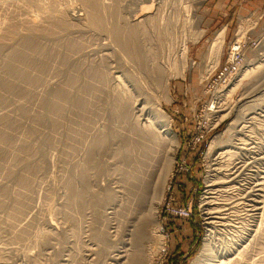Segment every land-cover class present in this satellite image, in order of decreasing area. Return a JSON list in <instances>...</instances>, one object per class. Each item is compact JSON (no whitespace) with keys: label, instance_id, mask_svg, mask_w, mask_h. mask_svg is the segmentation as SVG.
<instances>
[{"label":"rangeland","instance_id":"1","mask_svg":"<svg viewBox=\"0 0 264 264\" xmlns=\"http://www.w3.org/2000/svg\"><path fill=\"white\" fill-rule=\"evenodd\" d=\"M143 4L0 1V264H118L111 255L140 235L142 264H192L206 234L207 264L220 258L215 250L237 255L231 264H264V213L252 217L247 201L251 182L264 175V60L242 77L263 58L264 0H161L130 36L126 20ZM180 39L185 68L170 63L166 95L146 72L154 60L171 62ZM234 41L241 58L221 76ZM100 54H109L121 85L109 82L106 67L105 79L103 67L91 71ZM122 86L133 95L122 102L127 115L118 104ZM133 98L146 107L159 102L175 146L160 122L144 127L134 119ZM233 164L238 170L229 174ZM211 189L219 208L226 203L222 221L230 225L207 223ZM254 226L249 248L237 246Z\"/></svg>","mask_w":264,"mask_h":264},{"label":"bare ground","instance_id":"2","mask_svg":"<svg viewBox=\"0 0 264 264\" xmlns=\"http://www.w3.org/2000/svg\"><path fill=\"white\" fill-rule=\"evenodd\" d=\"M0 1H10V0H0ZM142 2H144V4L140 7V9H139V12L137 11V13H135L134 15H131V19H130V17H129V21H128V18H127V22L125 23V27H129L127 30H129L130 31V36L132 35V33H133V29L135 28H133V29H130V26H131V28L133 27V26H136L137 24H141V23H144V22H146L150 17H152V14H149V13H147L148 11H146L148 8H152V7H154V6H160L159 4H160V2H161V0L159 1V4L157 3V4H153V0H141ZM155 1V0H154ZM160 8V7H159ZM156 9H158V7H156ZM152 11V10H151ZM186 11V10H185ZM180 16V15H179ZM187 16V15H186ZM177 18V17H176ZM171 19V18H170ZM185 19V18H184ZM187 19V18H186ZM92 20V19H91ZM182 21V20H181ZM180 21V22H181ZM170 22H171V20H170ZM92 23L93 24H99V22H97V19H93V21H92ZM187 23V22H186ZM146 24V23H145ZM171 24H172V26H178V24H179V21H178V19H176V21H172L171 22ZM185 24H184V22L181 24V27L183 28V26H184ZM190 25V24H189ZM193 26V25H192ZM121 27V26H120ZM174 27V28H175ZM188 28V27H187ZM178 30H180V29H178ZM183 30V29H182ZM125 31V30H124ZM114 32V31H113ZM180 34H183V33H180ZM184 35V34H183ZM122 36V35H121ZM124 36H125V34H124ZM219 37H220V35H219ZM125 38V37H124ZM126 39V38H125ZM115 42V41H114ZM126 42V41H125ZM213 42V41H212ZM175 43V42H174ZM215 43V42H214ZM212 44V43H211ZM128 47V46H127ZM116 48V47H115ZM172 48V47H171ZM129 49V48H128ZM186 45H185V43H184V40L183 39H180V41L176 44V45H173V48L171 49V52H170V49H169V52L168 53H172V58H171V62H169L168 61V59L166 60L165 59V61H152L151 62V64L152 65H150V67L151 68H147L149 71H147L146 73H148L149 75L148 76H150V80H151V82H153L155 85H156V87L159 89V91H163V92H165L166 93V95H168L169 94V92H168V83H169V76L170 75H167V70L169 71V68H170V63H171V68H172V66H174L175 67V63L177 62V60L178 61H180L181 62V64H182V68H185V62H186ZM107 50V49H106ZM213 51V50H212ZM107 51H105V53H106ZM109 52V51H108ZM102 53V52H101ZM128 53V52H127ZM212 53V52H211ZM120 54V53H119ZM102 54H100V56L98 57V61L97 62H95V63H98V64H101V65H103V66H98V64H95V66H93L92 68H91V71H94V72H99V70H100V68L101 67H103L102 69H101V72H99L100 73V76H98L99 78H103V79H105V68L104 67H106L107 69H108V72H107V74H106V78H108L109 79V82H111V84L113 85V86H119V85H121V82H120V80H119V78H118V80L116 79V77H118V76H116L115 75V72L117 71L115 68H116V66L112 63V64H110V56H109V54H104V55H102ZM122 55V54H121ZM121 55H120V57H121ZM129 55H130V53H129ZM128 55V56H129ZM136 55V54H135ZM123 56V55H122ZM124 56H126L127 57V55H126V53H125V55ZM143 56V55H142ZM261 56H263V58L261 57L260 59H258L257 58V60L256 61H254L253 63H251V68H248V70H244V73H242V77L243 76H247L248 74H250V73H253V71H255L257 68H259L260 66H261V64H255L256 62H259L258 60H264V54L263 55H261ZM129 58V57H128ZM143 58V57H142ZM165 58V57H164ZM123 59V58H122ZM126 58L124 57V59L123 60H125ZM140 59V58H139ZM114 60V59H113ZM112 60V61H113ZM115 61V60H114ZM129 61V60H128ZM125 63H127V64H129L128 62H126L125 61ZM124 63V65H125V71H128L129 69H131L129 66L130 65H127V64H125ZM123 65V64H122ZM146 65V64H145ZM147 65H148V63H147ZM146 65V66H147ZM168 65V66H167ZM148 67V66H147ZM262 67V66H261ZM144 68L146 69V67L144 66ZM181 68V69H182ZM206 68V67H205ZM146 69V70H147ZM208 69V68H207ZM129 72L131 73L132 71H130L129 70ZM181 72H182V70H181ZM206 72V71H205ZM128 73V72H127ZM170 74V73H169ZM239 80H241V79H239ZM239 80H237V81H239ZM236 81V82H237ZM152 83V84H153ZM145 87V86H144ZM234 87H232V89H233ZM257 88V87H256ZM231 89V88H230ZM144 91V90H143ZM142 91V92H143ZM151 93V92H150ZM119 96V95H118ZM121 96L122 97H120L119 98V103L118 104H120V106H119V108H120V110H121V112H122V114H124L125 113V115H127V110H129V109H125V104H123L124 102H126L127 100H129V99H132V93L127 89V88H124L123 86H122V91H121ZM250 96H253V94H251ZM150 98V97H149ZM134 99V98H133ZM123 102V103H122ZM146 103V102H145ZM151 107H146L145 105H144V101L143 100H140V98H135L134 100H133V102L131 103V105H130V107H131V113H132V115H134V119H136L135 118V116L139 119V120H142L143 121V123H144V127H151L153 124H155V122H160L159 123V127H160V132L162 133H164L168 138H169V140L171 141V142H173L172 144H174V146L176 145V141H175V136H174V134H173V132H172V130L170 129V126H169V118H168V116L162 111V109H161V107H160V104H159V102L157 101V100H155L154 99V101L151 103V105H150ZM227 106V105H226ZM259 109H262V107L261 108H259ZM259 111V110H258ZM261 111H264V110H261ZM248 112V111H247ZM252 112H254V111H249L247 114L248 115H250L249 117H247V119H250V118H253V116L254 115H251V113ZM152 113H154V115L156 116L155 118V121H151V120H149V117L151 116V114ZM129 115V114H128ZM246 115V114H245ZM247 116V115H246ZM123 118H124V116H123ZM130 119H131V116H130ZM133 119V120H134ZM137 119V120H138ZM158 119H160V120H158ZM247 119H244L243 121H241V122H247ZM127 120V119H126ZM157 120V121H156ZM141 121V122H142ZM138 122V121H137ZM147 124H146V123ZM241 122L240 123H238V124H240V130L244 127L245 128V124H241ZM130 124V123H129ZM137 124V123H136ZM135 125V124H134ZM140 125V124H139ZM141 126V125H140ZM237 127V126H236ZM238 128V127H237ZM137 129V128H136ZM139 129V128H138ZM143 129V128H142ZM152 129H153V127H152ZM147 130V129H146ZM238 130H239V128H238ZM245 130V129H244ZM149 131V130H148ZM147 131V132H148ZM158 131V130H157ZM237 131V130H236ZM146 132V131H145ZM154 132V131H153ZM241 132V131H240ZM245 132V131H244ZM141 133V132H140ZM157 133V132H156ZM162 133V134H163ZM242 133V132H241ZM151 134V133H150ZM155 134V133H154ZM152 135V134H151ZM149 136V135H148ZM147 136V137H148ZM150 137V136H149ZM166 137V138H167ZM247 138V137H246ZM102 141V140H101ZM151 141V140H150ZM156 142V141H155ZM242 142V141H241ZM213 143V142H212ZM239 143V142H238ZM243 143V142H242ZM251 143V142H250ZM214 144V143H213ZM213 144H211V145H213ZM244 144V143H243ZM210 145V146H211ZM235 145V144H234ZM245 145V144H244ZM152 146V145H151ZM236 147V146H235ZM238 147V146H237ZM260 147V146H259ZM211 148V147H210ZM255 148H257V145H252V146H249V148H246V150H248L249 152H253L254 151V149ZM149 149V148H148ZM252 149V150H251ZM154 150V149H153ZM257 150V149H256ZM230 150L229 149H227V150H224L222 153H228ZM255 153V152H254ZM259 153V152H258ZM261 154H259V158L260 159H263L264 160V151H262V152H260ZM257 154V153H256ZM258 155V154H257ZM255 157V156H254ZM256 158V157H255ZM172 159H173V156H170V160H169V162H172ZM259 159V160H260ZM253 160H254V158H253ZM237 162V161H236ZM264 162V161H263ZM253 163V162H252ZM166 164V163H165ZM237 164V163H236ZM241 164H243V163H241ZM232 165V164H231ZM246 164H244V165H241V166H245ZM230 167V166H229ZM233 167H235V165L233 164ZM239 167V166H238ZM238 167L236 166L235 168H233L231 171H230V173L229 174H234V171H237L238 170ZM246 167V166H245ZM259 167V166H258ZM168 168V167H167ZM166 168V169H167ZM255 168V167H254ZM241 168H239V171H241L240 170ZM250 169V168H249ZM211 171H213V170H215V168L213 167H211V169H210ZM221 170V169H220ZM243 170H245V169H243ZM240 173V172H239ZM260 173V172H259ZM261 173H264V169L261 171ZM213 174V173H212ZM236 174H238V173H235V176H236ZM234 176V177H235ZM233 177V176H232ZM139 178V177H138ZM134 179V178H133ZM136 179V178H135ZM209 179V178H208ZM211 179V178H210ZM230 180V179H229ZM135 181V180H134ZM221 181H225V180H221ZM221 181L219 182V184H221ZM217 182V181H216ZM134 183V182H133ZM225 183V182H224ZM216 185L217 183H212V181H210L209 182V185ZM231 185V184H230ZM250 190L248 191V198H247V201H249L250 202V204H249V206H250V208L248 209V211H250V213H251V215H252V217L254 216V217H259L260 218V216L261 217H263V213H264V175H260V176H257V177H255L254 179H253V181L251 182V185H250V188H249ZM215 191H217V190H215V189H211V191H208V193H209V195L208 196H205L206 198H208V200L207 201H205V204L207 205L206 206V211H205V213H206V215H207V217H206V219H207V223L210 225V227L211 226H213L214 227V225H222V226H227V225H230L228 222H227V220L224 222V221H222V219L223 218H227V217H225V215L227 214L225 211L223 212L222 210H225L227 207H225L224 206V204H226V203H223L222 205L224 206L223 207V209H221L222 208V205H221V208H219L218 207V204L220 203V202H217V201H215L214 199H215V197L213 196V194L212 193H214ZM218 191H219V189H218ZM245 196H247V193H246V195ZM244 196V197H245ZM246 198V197H245ZM244 198V199H245ZM204 200V199H203ZM217 200V199H216ZM230 200V199H229ZM246 200V199H245ZM235 201H237V200H235ZM234 201V202H235ZM232 202V201H231ZM228 203V202H227ZM221 204V203H220ZM231 204H233V203H231ZM238 204H240V203H238ZM214 205V206H213ZM228 206V205H227ZM231 206V205H230ZM230 206H228V207H230ZM151 208V207H150ZM232 208H233V206H232ZM151 210V209H150ZM153 210V209H152ZM229 210V209H228ZM154 212V211H153ZM228 212H230V211H228ZM151 213V212H150ZM154 214V213H153ZM150 216V215H149ZM242 217V216H241ZM153 218V217H152ZM154 219V218H153ZM149 221L148 220H145L144 219V222H143V225H146V223H148ZM153 224L154 225V227H155V236L157 237L158 236V238H157V240H158V244H159V248L160 249H163L164 248V243H163V234H162V229H161V226L159 225V222H158V220H156V218L154 219V220H152V222L150 221V224ZM215 223V224H214ZM236 223V222H235ZM243 223V222H242ZM258 223V222H257ZM212 224H214V225H212ZM148 225V224H147ZM258 225V224H257ZM261 226V225H260ZM118 227V226H117ZM143 227V226H142ZM217 227V226H216ZM215 227V228H216ZM252 227V226H251ZM258 227V226H257ZM131 229V228H130ZM222 229V228H221ZM153 230V229H152ZM258 228H256L255 226H254V228H252V229H250L249 230V232L246 234V236H242V237H244L243 238V240L241 241V243L239 244V245H237V246H240L242 249H244V248H246V247H248V244H249V241L251 240L250 238L252 237V236H254V234L255 233H257L258 231ZM213 231L212 230H209V234L210 233H212ZM153 233V232H152ZM217 233V232H216ZM128 234V233H127ZM117 235V234H116ZM261 235V234H260ZM140 236H142V235H140ZM140 236H136L135 238V241H136V244H134V245H132V247L130 248V247H128V246H122L121 247V249H115V250H117L116 251V253L115 254H113V255H111L112 256V259H114L118 264H142V262H143V260H144V254L142 253L143 252V250H141L143 247H141V249H140V247H139V242H140V240L142 239V237L140 238ZM256 236V235H255ZM254 236V237H255ZM130 237V236H129ZM260 237V236H259ZM154 238V237H153ZM210 238V236H208V234H206V236H205V238H204V240H203V244H202V248H201V250H200V252H199V254L193 259V262H192V264H205L206 262H205V260L207 259V256L209 255V253H210V255H211V248L210 247H212L211 246V242L209 241V240H211V239H209ZM241 238V237H240ZM143 240V239H142ZM141 240V241H142ZM149 241H151V240H149ZM255 243V242H254ZM235 244V243H234ZM126 245V244H125ZM129 245V244H128ZM142 245V244H141ZM213 245V244H212ZM115 247V246H114ZM119 247V246H118ZM218 247V246H217ZM146 248V247H145ZM240 248V249H241ZM249 248V247H248ZM215 249V248H214ZM226 249V248H225ZM145 250V249H144ZM146 250H147V248H146ZM245 250V249H244ZM141 251V252H140ZM213 251V250H212ZM222 250H215L214 252H215V256H217V253H221L220 255H219V259L217 258V260H215V258L214 259H211V262L209 263V264H231V261L232 260H234V258H236V256L234 257V256H228V255H231L232 253H231V250H228V251H226V252H221ZM240 251V250H239ZM248 251V250H247ZM101 253V252H100ZM238 254H239V252H238ZM146 255V254H145ZM148 256H149V252H148V254H147ZM214 256V255H213ZM212 256V257H213ZM214 256V257H215ZM228 256V257H227ZM243 256V255H242ZM147 257V256H146ZM247 258V257H246ZM240 259V258H239ZM244 259V258H243ZM149 260V259H148ZM246 260V259H245ZM214 261V262H213ZM234 261H236V260H234ZM242 261V260H241ZM239 262V261H238ZM242 263H244V260L242 261ZM207 264V263H206ZM244 264H246V263H244Z\"/></svg>","mask_w":264,"mask_h":264},{"label":"built area","instance_id":"3","mask_svg":"<svg viewBox=\"0 0 264 264\" xmlns=\"http://www.w3.org/2000/svg\"><path fill=\"white\" fill-rule=\"evenodd\" d=\"M241 50H242L241 44L237 41H234L232 43L231 48H230L228 60H227L226 64L224 65V68L221 71V76H226L230 72V68L232 66H235V67L237 66V64H238L237 62L241 58ZM214 111L216 112V110H214ZM188 213L189 212H186V209H181V211H180V214L187 215Z\"/></svg>","mask_w":264,"mask_h":264}]
</instances>
